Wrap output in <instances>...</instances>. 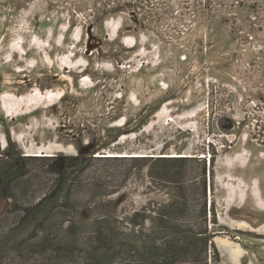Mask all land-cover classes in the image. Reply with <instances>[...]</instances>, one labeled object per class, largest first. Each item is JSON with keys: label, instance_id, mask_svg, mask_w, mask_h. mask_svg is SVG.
I'll use <instances>...</instances> for the list:
<instances>
[{"label": "rangeland", "instance_id": "rangeland-1", "mask_svg": "<svg viewBox=\"0 0 264 264\" xmlns=\"http://www.w3.org/2000/svg\"><path fill=\"white\" fill-rule=\"evenodd\" d=\"M0 191V264H264V0H0Z\"/></svg>", "mask_w": 264, "mask_h": 264}, {"label": "trees", "instance_id": "trees-1", "mask_svg": "<svg viewBox=\"0 0 264 264\" xmlns=\"http://www.w3.org/2000/svg\"><path fill=\"white\" fill-rule=\"evenodd\" d=\"M76 159L75 160H79L78 156L75 157ZM174 159H186V158H174ZM16 161L14 162L13 164V169L15 170H10L8 171L5 175L7 178H11V177H16V176H20L23 172V167H22V163L21 162H18L17 159H15ZM204 174H206V169H204ZM0 194H1V191H0ZM205 197H206V189H205ZM2 195V194H1ZM4 196V195H3ZM2 196V197H3ZM205 215H206V212H205ZM112 235L115 234V233H119L118 231L114 230L113 228L112 229H109L108 230ZM100 233H104L106 231L104 230H100L99 231ZM183 233V237L184 239L187 240V246L186 248H184L183 250L185 251V254L191 250L193 244L195 248H200V251L198 253V256H202V255H206V253L208 252V248H209V245L211 244V238H210V234L207 230H205L204 232L202 233H196L194 232L193 230H190V229H184L182 231ZM109 237V236H108ZM198 246V247H196ZM207 264V263H206Z\"/></svg>", "mask_w": 264, "mask_h": 264}]
</instances>
